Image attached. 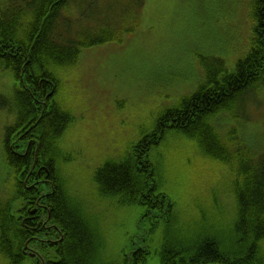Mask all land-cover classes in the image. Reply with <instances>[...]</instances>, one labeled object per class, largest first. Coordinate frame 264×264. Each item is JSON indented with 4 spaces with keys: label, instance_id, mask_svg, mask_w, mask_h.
Masks as SVG:
<instances>
[{
    "label": "trees",
    "instance_id": "obj_1",
    "mask_svg": "<svg viewBox=\"0 0 264 264\" xmlns=\"http://www.w3.org/2000/svg\"><path fill=\"white\" fill-rule=\"evenodd\" d=\"M80 1L21 0L22 4L11 3L0 9V64L18 81L14 93L18 120L5 130L3 151L13 188L8 199L0 198V257L5 260L14 257L11 253L23 241L20 222L12 210L13 203L19 202L20 207V201L24 202L17 174L24 170L26 176L32 160L42 161L52 171L55 193L47 201L52 204L48 209L67 233L70 264H82L89 252V234L72 206L73 197L65 194L68 181L59 175L63 163L70 161V155L63 154L61 140L75 118L70 108L58 101V73L77 62L80 46L120 41L123 35L78 41L76 20L65 13L71 3ZM112 1L117 5V0ZM142 3L131 0L126 5L135 24L123 32L136 28ZM80 14L81 19L85 14ZM249 14L253 21L250 47L233 69L228 70L220 59L203 63V79L196 90L155 118L152 131L132 143L119 161L107 160L93 173L97 192L110 199L115 208L169 211V220L152 230L160 232L162 264L176 259L178 264H198L204 259L223 264H264V143L244 135L241 125L250 116L246 109L260 104L259 93L264 88V0H252ZM20 128L21 132L27 130L25 141L16 140ZM169 133L192 141L205 158L219 162L233 175L224 209L220 203L212 207L231 211L226 227L211 225L198 230L175 217L178 204L161 192L148 155L151 147L163 142ZM29 141L31 153L29 149L25 153ZM139 256L150 257V252Z\"/></svg>",
    "mask_w": 264,
    "mask_h": 264
},
{
    "label": "rangeland",
    "instance_id": "obj_2",
    "mask_svg": "<svg viewBox=\"0 0 264 264\" xmlns=\"http://www.w3.org/2000/svg\"><path fill=\"white\" fill-rule=\"evenodd\" d=\"M81 1L71 3L65 13L76 20L78 41L123 37L82 46L77 62L58 73V101L70 108L75 118L61 140V148L71 160L63 164L62 175L71 183V193L99 216L104 236L102 252L112 260L119 259L121 250L131 241L140 244V238L153 232L155 251L160 232H149L147 225L138 224L137 208L104 210L107 202L103 204L95 191L93 172L107 160L119 161L132 143L152 131L155 118L192 94L202 82L203 63L220 59L232 70L247 54L253 28L249 14L252 0H142L137 26L126 32L124 29L135 24L126 6L131 0H117V5L112 0ZM20 2L0 0V9ZM81 11L85 15L80 19ZM16 86L13 73L0 64L3 200L12 193L3 151L5 130L16 124ZM259 97L261 105L246 109L250 116L241 125L244 135L264 143V89ZM148 155L161 182V192L178 204L175 217L198 230L211 225L226 227L231 211L223 209L233 175L226 173L222 164L205 158L195 143L173 133L151 147ZM214 203H220L223 209L220 206V211H212ZM147 264H160L157 250Z\"/></svg>",
    "mask_w": 264,
    "mask_h": 264
},
{
    "label": "flooded vegetation",
    "instance_id": "obj_3",
    "mask_svg": "<svg viewBox=\"0 0 264 264\" xmlns=\"http://www.w3.org/2000/svg\"><path fill=\"white\" fill-rule=\"evenodd\" d=\"M21 129L23 128H20V130ZM26 133L27 130L19 133L23 141H25L24 139L27 137ZM29 147L30 141L26 143L25 153L28 149L31 153ZM27 167H29V171L26 176H24V170L17 174V178L22 184L21 194L24 204L19 211L14 213L16 214L17 220L20 222L18 230L20 231V239L23 241L16 246L17 250L15 253H11L12 256H14L13 258L5 260L3 257H0V264H70L68 259V252L71 249L70 241H68V239L65 241L67 233L64 232V228L57 222L59 219L53 217L51 211L48 209V207H52V204L47 201L55 193L52 171L48 170V165H44L42 161L38 160L30 161V166L28 165ZM32 171L34 175H31ZM63 187L65 186L63 185ZM94 187L97 192L95 183ZM65 189L66 196L73 197L72 206L77 208L76 211L77 214H79L81 225L85 227L89 234V252H86L81 262L82 264H147L150 257H136V255H149L150 251L148 249L150 248V244H146V241L151 238L152 234H149L145 239H143V237L140 238V244L135 245V243L131 241L126 249L121 250L119 259L111 260L106 258L101 247L104 243V236L99 225V216H97L95 211H89L88 205L83 199L71 193L68 183H66ZM97 195L102 200L103 204L104 201L107 202L104 210L109 211L115 208V205L110 199H106L105 195H101L98 192ZM139 212L140 215L137 222L140 225H147L149 232L158 224L161 225V223L169 220V211L149 210V212ZM75 242L77 241L75 240ZM159 248H161V243L157 248V254L159 263L162 264L161 258L159 257ZM192 261L193 260H188V262ZM222 262L223 261L210 262V260L204 259L198 261V264H223ZM167 264H178V259H176V262L170 261L167 262Z\"/></svg>",
    "mask_w": 264,
    "mask_h": 264
}]
</instances>
